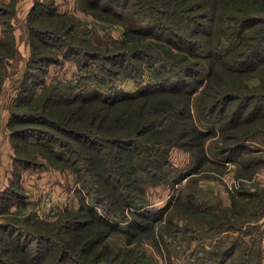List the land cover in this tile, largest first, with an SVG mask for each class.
Instances as JSON below:
<instances>
[{
    "label": "rangeland",
    "instance_id": "rangeland-1",
    "mask_svg": "<svg viewBox=\"0 0 264 264\" xmlns=\"http://www.w3.org/2000/svg\"><path fill=\"white\" fill-rule=\"evenodd\" d=\"M125 3H111L113 10L123 14L119 19L111 15L112 10L102 12L87 0H0V55L5 57L0 63V189L7 176H17L20 168H33L30 175L33 173V181L38 183L33 213L28 215L18 204L10 205L14 211L5 218L12 228L21 230L22 235L14 238L30 248L51 237L50 243H41L54 250L52 257L58 255L59 236L69 239V233H80L83 237L96 226L86 232L89 227H80V223L107 213L106 200H102L105 195L100 193V184L96 187L99 191L95 190L93 170L87 169L88 150L69 133L75 124L88 126L87 111L102 112L86 105L80 108V97L95 89L109 95L112 90L131 93L140 85L155 82L147 67L140 83L119 66L121 59L101 61L80 51L114 52L128 29L145 26V13ZM171 20L181 28L187 26L179 17ZM66 40L76 49L67 47ZM254 74L246 82L264 93V68ZM262 98L260 106L264 109ZM194 99L195 123L209 135L192 149L178 144L169 147L160 175L139 170L145 203H137L133 209L146 213V217L126 210L123 218L114 220L122 230L135 232L137 236L131 239L140 245L133 246L144 252L151 264H261L262 255L254 245L262 236L264 221V113L253 112L251 117L240 113L237 116H245L248 121L222 132L218 130L217 111L201 119ZM232 103L223 118L235 116ZM230 107L233 113H229ZM72 111L76 112L73 116ZM26 114L30 116L24 117ZM75 116L79 119L74 124ZM23 127L32 128L30 133L37 141L12 138V131ZM189 132L183 142L198 143L194 130ZM229 134L235 137H227ZM239 142L244 145L230 149ZM201 147L204 151L198 153ZM127 149L121 150L129 153ZM197 153L205 154L206 159H198ZM134 220L153 229H134ZM63 222H69L71 230L56 235L58 224ZM127 235L113 232L105 241L110 247L123 245ZM3 237L6 242L2 246H14L1 227ZM80 245L78 241L75 247L80 249ZM92 249L90 255L103 248L98 243ZM18 254L15 251L1 256L16 259ZM73 260L83 263L69 254L65 264ZM84 262H89L88 258Z\"/></svg>",
    "mask_w": 264,
    "mask_h": 264
},
{
    "label": "trees",
    "instance_id": "trees-1",
    "mask_svg": "<svg viewBox=\"0 0 264 264\" xmlns=\"http://www.w3.org/2000/svg\"><path fill=\"white\" fill-rule=\"evenodd\" d=\"M87 2L102 12L112 10L113 17L123 18L122 12L111 8V3L115 5L117 0ZM128 3L145 13V26L128 29L126 37L117 41L114 52L89 48H81L80 51L87 57L101 58V61L121 59L122 64L118 65L140 83L147 67L155 82L140 85L131 93L112 90L109 95L95 89L89 95H82L80 108L86 105L102 112L95 114V111H87V127L75 124L79 119L75 116V125L69 129L71 137L88 150L85 157L87 169L93 170L94 188L100 184L107 213L80 223V227H89L86 232L96 226L83 237L79 236L80 233H69V239L59 236L58 255L53 257L54 250L41 243H50L51 237L44 240L36 237L41 241L36 243L35 249L30 248L18 239L22 235L21 230L12 228V224L5 221L2 229L9 240L12 238L14 246H2L5 237L0 238V264H65L69 254L81 259V264H96L98 261H103V264H151L146 254L137 250L140 242L136 239L132 241L137 236L135 232L122 230L114 220L123 218L126 210L146 217V213L135 211L133 206L145 203L144 187L139 183L137 172L160 175L162 166L167 162L169 147L178 144L192 149L202 144L204 137L209 135L195 123L192 112L194 98L197 99L195 109L201 119L217 111L220 115L216 120L219 121L218 130L222 132L239 128L248 121L245 116H237L240 113L250 117L253 112H259L258 115L264 113L260 106V98L264 99L261 94L264 93L246 82L264 68V0H126L125 4ZM174 16L185 20L186 28L175 24L171 20ZM2 43L0 40V45ZM66 45L76 49L71 41H67ZM4 58L0 55V63ZM2 80L0 76L1 83ZM256 99H259L258 102L250 105ZM230 102H233L231 106L235 116L223 118ZM228 111L233 113L231 107ZM75 113L72 111V116ZM189 129L198 135V143L192 140L183 142L182 139L190 133ZM32 130L30 127L18 128L12 131V138L35 142L37 140L30 133ZM233 134L227 137H235ZM235 145H231L230 149H239L244 144L239 142L238 146ZM123 148H128L129 153H123ZM201 150L204 151L201 147L198 153ZM198 153V159H206L205 154ZM108 195L111 197L108 198ZM89 210L94 213L93 208ZM131 227L141 231H146L148 227L153 229L152 225L135 220ZM70 230V223L63 222L58 224L56 235ZM113 232L127 233L128 239L123 245L110 247L105 240ZM15 235L18 238H14ZM78 241L82 246L80 249L75 247ZM98 243L103 249L90 255L93 246ZM15 251L20 253L16 259L14 256H1ZM83 258L84 261L88 258L89 262H84ZM71 264L80 263L73 260Z\"/></svg>",
    "mask_w": 264,
    "mask_h": 264
},
{
    "label": "crops",
    "instance_id": "crops-1",
    "mask_svg": "<svg viewBox=\"0 0 264 264\" xmlns=\"http://www.w3.org/2000/svg\"><path fill=\"white\" fill-rule=\"evenodd\" d=\"M20 169L21 170L18 171L17 176L14 177V173L7 176L5 179L6 182L0 189V228L3 226V222L6 221L5 217L8 212L14 211V208H11L10 205L13 207L16 204L22 206L28 215L33 213V209H36L34 201L36 199V186L38 183L33 181V178L35 177L33 176V173L30 175V172L34 170L29 167L26 169ZM47 183L48 185L50 184V182ZM262 232V236L258 239L254 247L256 249L255 251L260 254V257L262 255L261 264H264V221L262 222Z\"/></svg>",
    "mask_w": 264,
    "mask_h": 264
}]
</instances>
